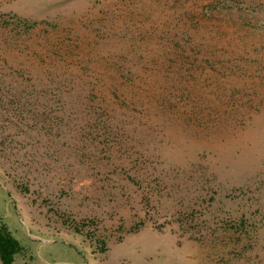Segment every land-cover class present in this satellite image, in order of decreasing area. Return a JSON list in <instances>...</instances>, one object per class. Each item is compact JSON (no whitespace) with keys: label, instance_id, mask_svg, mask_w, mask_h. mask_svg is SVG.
<instances>
[{"label":"rangeland","instance_id":"374dc122","mask_svg":"<svg viewBox=\"0 0 264 264\" xmlns=\"http://www.w3.org/2000/svg\"><path fill=\"white\" fill-rule=\"evenodd\" d=\"M135 1L137 18L151 24L172 20L177 4L190 13L224 63L245 68L244 106L236 115L205 107L206 123L177 121L158 169L166 187L154 174L124 191L123 177L89 156L94 146L76 132L50 139L42 125L0 116V227L23 246L15 264H264V0ZM9 12L84 36L98 18L129 9L124 0H0V13ZM15 59L0 48V70Z\"/></svg>","mask_w":264,"mask_h":264},{"label":"trees","instance_id":"16d2710c","mask_svg":"<svg viewBox=\"0 0 264 264\" xmlns=\"http://www.w3.org/2000/svg\"><path fill=\"white\" fill-rule=\"evenodd\" d=\"M124 4L127 15L110 12L105 24L98 18L97 30L84 36L53 19L0 13V48L16 54L10 70H0L13 76L0 81V116L15 126L42 125L50 139L55 130L57 136L76 132V139L94 146L87 155L102 156L99 165L123 177V191L129 181L148 186L152 178L144 177L154 174L166 187L158 169L168 161L164 150L173 147L169 131L177 121L206 123L211 113L205 107L222 106L236 115L248 88L245 81L240 85L245 68L224 63L211 44L214 38L199 33L178 4L172 20L152 24L149 16L134 13L141 2ZM173 187L181 185L176 181ZM244 220L238 222L243 229ZM23 251L3 223L0 264H15Z\"/></svg>","mask_w":264,"mask_h":264}]
</instances>
